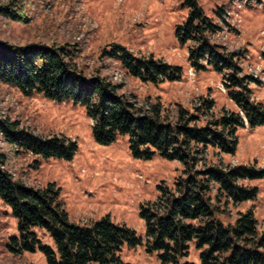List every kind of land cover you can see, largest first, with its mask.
Listing matches in <instances>:
<instances>
[{"label": "trees", "instance_id": "obj_1", "mask_svg": "<svg viewBox=\"0 0 264 264\" xmlns=\"http://www.w3.org/2000/svg\"><path fill=\"white\" fill-rule=\"evenodd\" d=\"M186 5L189 16L178 26L177 38L182 44H192L190 67L224 74L227 94L237 112L224 111L202 123V116L213 110V101H204L194 113L182 107L171 112L160 103L140 108L135 97L123 92L122 84L100 74L88 77L79 65L84 49L70 43L18 46L0 41V82L27 97L40 93L85 106L101 145L129 136L136 157L149 160L158 154L183 166L173 188H162L158 202L141 211L148 251L158 253L163 264H196L188 261L192 245L200 252V264H264V229L254 212H239L230 224L219 218L223 206L257 200L258 188L245 183L264 180V167L226 166L209 160L210 149L217 156L235 154L239 128L264 126V104L255 100L251 90L261 82L243 75L242 52L213 42L221 28L206 16L199 0H186ZM216 15L226 23L225 10L219 9ZM0 16L26 21L9 7H0ZM113 48L104 49L102 57L117 61L128 76L143 83L157 85L182 78L181 68L163 60L136 55L118 45ZM0 138L16 154L71 160L77 151L76 143L65 137L37 136L9 118H0ZM7 160L0 147V199L18 220L23 248L35 251L39 247L48 264H125L120 257L125 243H142L135 231L109 217L90 225L73 223L55 184L28 187L6 170ZM37 228L51 235L55 249L41 244L34 231Z\"/></svg>", "mask_w": 264, "mask_h": 264}, {"label": "rangeland", "instance_id": "obj_2", "mask_svg": "<svg viewBox=\"0 0 264 264\" xmlns=\"http://www.w3.org/2000/svg\"><path fill=\"white\" fill-rule=\"evenodd\" d=\"M199 4L221 28L213 42L243 53V75L261 82L253 84L251 90L255 100L264 104V0H199ZM0 7L11 8L26 20L0 16V41L18 46H80L84 54L79 65L87 76L100 74L122 84L123 92L135 97L140 108L160 103L171 112L182 107L194 113L204 101H213L214 108L208 116H202V123L218 118L224 111H238L227 94L224 74L190 67L192 44H182L177 38V28L187 21L190 12L186 0H0ZM219 9L227 13L226 23L218 21ZM113 45L179 67L182 78L157 85L134 79L120 63L102 57L103 50L111 51ZM0 118L18 120L37 136L65 137L77 145L71 160L47 159L31 153L16 154L0 138V147L8 158L6 170L14 180L37 189L55 184L73 223L90 225L109 217L113 223L135 231L142 243H125L120 252L125 264H163L158 253L148 251L141 211L158 202L162 188H173L183 171L178 161L158 154L149 160L136 157L129 136L101 145L94 137L93 121L85 106L71 100H52L40 93L27 97L2 82ZM236 137L235 154L217 156L210 149V162L263 168L264 126L239 128ZM245 184L258 188L257 200L223 206L219 218L230 224L239 212L251 210L264 229V180ZM34 231L42 245L56 248L49 233L39 228ZM199 253L192 245L188 261L200 264ZM0 264H48L39 247L35 251L23 248L18 220L1 199Z\"/></svg>", "mask_w": 264, "mask_h": 264}]
</instances>
